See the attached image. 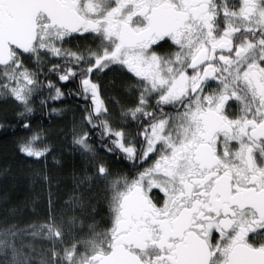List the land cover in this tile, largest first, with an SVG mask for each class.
<instances>
[{
	"label": "snow or ice",
	"instance_id": "obj_1",
	"mask_svg": "<svg viewBox=\"0 0 264 264\" xmlns=\"http://www.w3.org/2000/svg\"><path fill=\"white\" fill-rule=\"evenodd\" d=\"M0 104V264H264V0H0Z\"/></svg>",
	"mask_w": 264,
	"mask_h": 264
},
{
	"label": "trees",
	"instance_id": "obj_2",
	"mask_svg": "<svg viewBox=\"0 0 264 264\" xmlns=\"http://www.w3.org/2000/svg\"><path fill=\"white\" fill-rule=\"evenodd\" d=\"M66 103L71 105L73 101L69 99ZM4 113V105L0 104V119L3 118ZM8 116L9 119L7 122L14 124L15 121L11 118L10 110L8 112ZM71 119V112L68 113L67 117H58L56 120V127L67 131L71 127ZM40 120L41 117L39 113H37L34 122H40ZM43 122L45 124L48 123L46 119ZM13 133L17 135L21 134L19 128L8 130L0 129V169L5 166H10L12 172V176L7 178L0 175V197L7 192L9 197V206L14 204L23 206V204L26 201L31 200L34 195H38L40 197L39 208L43 211L47 204V189L39 186L33 187L24 176L20 167V161L13 158L10 151ZM64 143L67 142L65 141ZM56 144L57 146L61 145V142L57 141ZM57 157L60 159V163L58 165L48 163V166L51 174L56 177V183H54L55 186L53 185L52 191L54 193V198H58L57 206H60L66 201V198L71 195V189L73 188L71 181L72 172L74 168H79L81 166V157L79 153H73L67 148L59 150ZM116 166L123 167L124 163L121 162ZM4 207V202L0 199V220H2L4 215ZM29 211L30 209H25L26 214L29 213ZM24 218H27V215H25Z\"/></svg>",
	"mask_w": 264,
	"mask_h": 264
},
{
	"label": "rangeland",
	"instance_id": "obj_3",
	"mask_svg": "<svg viewBox=\"0 0 264 264\" xmlns=\"http://www.w3.org/2000/svg\"><path fill=\"white\" fill-rule=\"evenodd\" d=\"M57 149H58V151H59V150H62V148L60 147V145L57 146ZM57 159L60 160L58 157H57ZM48 163L57 164V163H55V162L52 160L51 157L48 158ZM57 165H58V164H57ZM71 181H72V180H71ZM56 185H57V184H56ZM72 185H73V182H72ZM54 186H55V185H54ZM67 198H68V197H67ZM67 198H66V200H67ZM55 200H56V202H58V198H55Z\"/></svg>",
	"mask_w": 264,
	"mask_h": 264
},
{
	"label": "flooded vegetation",
	"instance_id": "obj_4",
	"mask_svg": "<svg viewBox=\"0 0 264 264\" xmlns=\"http://www.w3.org/2000/svg\"><path fill=\"white\" fill-rule=\"evenodd\" d=\"M123 163V162H122Z\"/></svg>",
	"mask_w": 264,
	"mask_h": 264
}]
</instances>
